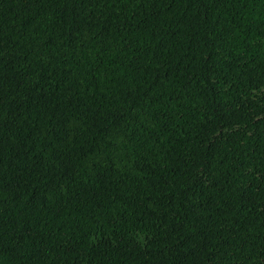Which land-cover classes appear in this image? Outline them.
Here are the masks:
<instances>
[{"label": "trees", "instance_id": "trees-1", "mask_svg": "<svg viewBox=\"0 0 264 264\" xmlns=\"http://www.w3.org/2000/svg\"><path fill=\"white\" fill-rule=\"evenodd\" d=\"M0 264H264V0H0Z\"/></svg>", "mask_w": 264, "mask_h": 264}]
</instances>
